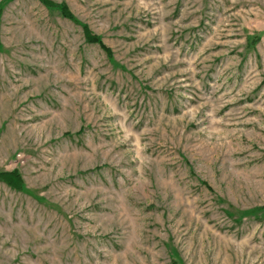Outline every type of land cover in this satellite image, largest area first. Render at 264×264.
<instances>
[{"label":"rangeland","instance_id":"rangeland-1","mask_svg":"<svg viewBox=\"0 0 264 264\" xmlns=\"http://www.w3.org/2000/svg\"><path fill=\"white\" fill-rule=\"evenodd\" d=\"M48 1L0 0V264H264V0Z\"/></svg>","mask_w":264,"mask_h":264},{"label":"trees","instance_id":"trees-1","mask_svg":"<svg viewBox=\"0 0 264 264\" xmlns=\"http://www.w3.org/2000/svg\"><path fill=\"white\" fill-rule=\"evenodd\" d=\"M40 2L44 4L46 7H57L60 14L64 18L73 21V17L65 5L56 6L48 0H40ZM83 33L88 43L98 44L103 50H105L100 40L96 36H92L87 29L84 28ZM0 181L6 184L9 188H11L14 191H21L23 188V182L21 176L15 170L11 172H0Z\"/></svg>","mask_w":264,"mask_h":264}]
</instances>
